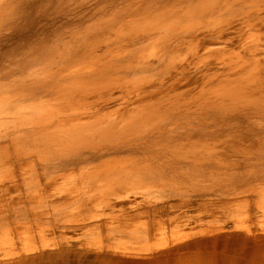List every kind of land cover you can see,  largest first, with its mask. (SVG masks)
I'll return each instance as SVG.
<instances>
[{
  "label": "bare ground",
  "instance_id": "1",
  "mask_svg": "<svg viewBox=\"0 0 264 264\" xmlns=\"http://www.w3.org/2000/svg\"><path fill=\"white\" fill-rule=\"evenodd\" d=\"M92 2L61 8L83 9L81 24ZM42 3L0 0V39ZM144 3L0 69V94L12 93L0 95V264L14 257L15 207L43 193L78 208L100 196L95 207L153 220L160 210L143 194L156 180L264 195V0Z\"/></svg>",
  "mask_w": 264,
  "mask_h": 264
},
{
  "label": "rangeland",
  "instance_id": "2",
  "mask_svg": "<svg viewBox=\"0 0 264 264\" xmlns=\"http://www.w3.org/2000/svg\"><path fill=\"white\" fill-rule=\"evenodd\" d=\"M143 1L93 0L90 22L80 24L74 19L83 16V9L69 14L61 8L66 0L62 4L60 0H43L40 6L22 14L11 35L0 39V69L12 67V62L31 50L47 49L56 44L59 47L63 41L55 43L58 36L68 40L72 33L80 35L87 25L93 24L95 33L105 31L101 26L109 21L112 11L124 16L127 12L122 8L134 7ZM41 39L44 42H38ZM33 66L32 71L40 68L38 64ZM30 72L23 75L27 80ZM10 91L4 93L10 97ZM4 93L0 95L4 96ZM122 158L128 157H118ZM25 168L30 170L32 165ZM151 183L157 187L151 189ZM151 183L150 190L143 197L147 202L157 203L160 210L155 218L157 224L153 223L155 219L139 210L130 211L124 217L123 212L106 210L101 204L95 207L94 204L102 199L100 196L90 197V202L96 201L94 197L98 199L88 208L53 204L52 192L43 193L44 199L37 196L41 200L35 197L37 201L31 204L26 200L25 204L15 207L12 226L14 257L9 264H264V195L240 197L213 190L198 195L189 191L195 190L193 182L165 180L163 184L156 180ZM203 184L213 188L209 181ZM173 185L179 189H174ZM183 200H190V203L175 206ZM33 213L44 215L34 219ZM152 227L156 228L154 232L157 230L156 236L153 234L148 240L141 237L144 229ZM178 237L184 241L180 242Z\"/></svg>",
  "mask_w": 264,
  "mask_h": 264
}]
</instances>
